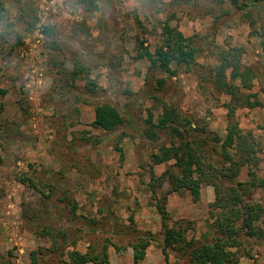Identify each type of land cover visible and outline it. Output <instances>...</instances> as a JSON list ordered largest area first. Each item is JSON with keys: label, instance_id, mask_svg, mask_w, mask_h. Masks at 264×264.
I'll return each instance as SVG.
<instances>
[{"label": "rangeland", "instance_id": "obj_1", "mask_svg": "<svg viewBox=\"0 0 264 264\" xmlns=\"http://www.w3.org/2000/svg\"><path fill=\"white\" fill-rule=\"evenodd\" d=\"M95 1L99 11L70 0L66 19L60 1L54 16L47 10L54 0H0L6 10L0 20V90L6 91L0 97V264H32V252L40 248V264H68L73 251L108 255L97 264H166L157 209L164 195L169 226L183 224L190 228L188 240L211 243L214 189L205 186L197 201L188 190L169 193L171 185L160 178L175 161L155 165L152 158L170 146L169 132H158L156 142L146 132L150 112L155 123L174 112L183 124L191 121L176 127L188 141L207 140L203 149L216 165L231 167L217 144L227 135L231 100L214 84L224 52L230 61L240 52L241 72L252 80L249 89L241 79L237 86L261 103L238 107L233 119L258 150L257 166L242 167L238 181L249 183L252 171L264 179V5L263 13L248 17L226 0ZM167 19L199 49L191 71L181 68L176 77L136 59L139 41L155 51L159 23ZM43 24L55 33H43ZM77 65L89 77L73 80ZM87 77L95 87H88ZM105 103L126 120L110 133L92 126L95 107ZM203 127L207 134L197 131ZM244 201L264 207V188ZM256 228L264 232V217ZM44 232L59 233L57 244ZM150 237L137 260L134 245ZM240 240L238 264H264V235L242 234ZM169 252L175 262L179 254Z\"/></svg>", "mask_w": 264, "mask_h": 264}, {"label": "trees", "instance_id": "obj_2", "mask_svg": "<svg viewBox=\"0 0 264 264\" xmlns=\"http://www.w3.org/2000/svg\"><path fill=\"white\" fill-rule=\"evenodd\" d=\"M225 0H222V2ZM237 11L244 12L248 17L254 10L263 13L262 6L264 0H226ZM84 7L91 11H99V5L95 0H81ZM0 20L3 19L5 8L0 6ZM141 25V23H140ZM159 26L162 32L158 36V43L155 51H151L144 46L143 41L138 42L136 59L148 61L151 67L159 69L169 76L176 77L181 68L190 72L196 64L199 49L196 46L194 37H187L177 27L171 25V20L161 21ZM43 33L54 34L55 29L48 26L43 27ZM228 53L222 54L221 65L216 68L214 84L216 88L225 92L231 97L226 105L228 108L229 125L225 139H217V144L222 150L221 154L225 162L231 165L230 168H219L212 155L203 149L208 144L204 141H188L176 127L185 128L191 125V121L185 119L187 125L183 124L180 117L174 112L166 113L157 123L154 122V116L150 112L147 120L150 128L146 132L152 142L160 139L158 132L168 130V136L171 138V144L163 145L159 153L153 155L155 165H162L170 161H175L174 169L166 171L161 181H167L172 190L169 193H178L181 190H188L199 200L201 191L205 186L212 187L215 193V201L210 205L211 214L214 222L212 228L215 230V238L211 243L198 244L194 240H188L187 232L189 227L176 223V226L170 227L169 212L165 208L167 195L163 200H158L157 209L162 219L164 228V241L162 252L166 264H238L240 261V251L242 234L250 238L261 239L264 232L257 230L256 225L264 217V207L260 204H246L244 197L248 196L255 188H264V179L258 181L255 172H250L251 180L249 183L238 181L240 170L245 165L250 167L257 166V146L250 138L243 136L242 130L238 124L233 121L238 107L256 108L261 105L258 101H252L250 95H242L241 89L237 86V81L241 79L243 88H250L252 74L250 72L242 73L240 66V52L234 61H230ZM231 71L228 77L227 72ZM85 74L89 77L90 72L85 66L77 65L72 73V79ZM87 77V78H88ZM89 79V78H88ZM88 87H95L96 82L88 80ZM164 81H160L162 86ZM6 91L0 90V97L4 96ZM126 120L120 110L111 104L105 103L95 107V119L92 126L95 129L110 133L118 130L125 124ZM184 122V123H185ZM173 125H176L173 127ZM203 135L207 134V127L198 128ZM212 151L216 153V137L213 138ZM122 152V149H119ZM234 151V154L231 153ZM240 154L241 160H235ZM243 160V161H242ZM242 161V162H240ZM3 159L0 156V167ZM154 174V172H153ZM164 183V182H163ZM227 183V185H226ZM164 185V184H163ZM168 193V195H169ZM43 237L52 239L59 237L55 232H44ZM154 240L150 237L148 240L142 239L134 245L135 257L144 252L150 242ZM175 251L179 258L172 262L170 252ZM44 249L40 248L31 254L32 264H40V257L44 256ZM108 258L107 254H94L93 252L80 253L73 251L68 253V264H97ZM138 260V259H137Z\"/></svg>", "mask_w": 264, "mask_h": 264}, {"label": "built area", "instance_id": "obj_3", "mask_svg": "<svg viewBox=\"0 0 264 264\" xmlns=\"http://www.w3.org/2000/svg\"><path fill=\"white\" fill-rule=\"evenodd\" d=\"M58 1H60V3H59V5H60V7H61V13L63 14V16L67 19V18H69V17H71V15L69 14V12L66 10V8H65V5H67V4H69V2H70V0H54V2L53 3H51L49 6V8H47V10L48 11H50L51 10V12H53L54 13V16H56V14H57V10H56V8H55V4H56V2H58ZM71 3V2H70ZM61 14V15H62ZM45 15H47V14H45ZM64 18V19H65ZM43 23H45V21L43 20ZM42 25V24H41ZM40 25V26H41ZM49 24H43V26H41V27H45V26H48ZM49 27V26H48Z\"/></svg>", "mask_w": 264, "mask_h": 264}]
</instances>
